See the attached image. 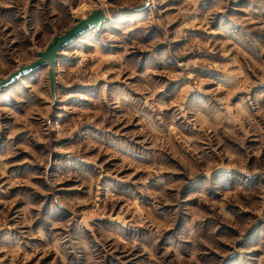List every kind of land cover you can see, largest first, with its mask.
<instances>
[{
  "label": "rangeland",
  "instance_id": "374dc122",
  "mask_svg": "<svg viewBox=\"0 0 264 264\" xmlns=\"http://www.w3.org/2000/svg\"><path fill=\"white\" fill-rule=\"evenodd\" d=\"M97 8L0 92V264H264V0H0V80Z\"/></svg>",
  "mask_w": 264,
  "mask_h": 264
},
{
  "label": "water",
  "instance_id": "95a60500",
  "mask_svg": "<svg viewBox=\"0 0 264 264\" xmlns=\"http://www.w3.org/2000/svg\"><path fill=\"white\" fill-rule=\"evenodd\" d=\"M108 15L105 9L97 8L94 9L86 17H80L76 23L60 35L54 36L53 40L47 45L45 50L37 52V59L27 65L20 66L17 70L13 71L9 76L0 80V92L4 88L8 87L17 79L34 72L40 68L48 67V75L50 80V87L53 96H56V62L57 57L61 49L67 46L84 32L92 29L93 27L107 22Z\"/></svg>",
  "mask_w": 264,
  "mask_h": 264
},
{
  "label": "bare ground",
  "instance_id": "6f19581e",
  "mask_svg": "<svg viewBox=\"0 0 264 264\" xmlns=\"http://www.w3.org/2000/svg\"><path fill=\"white\" fill-rule=\"evenodd\" d=\"M106 23H107V22L102 23V24H100V25H97V26L93 27L92 29H90V30L84 32V33H83L81 36H79L76 40H74L73 42H71V43L68 44L67 46L63 47V49H61V51H60L59 54H58L57 62H56V68H55V69H56V75H57V64H58V59L60 58V53H61L63 50H65V49L71 47V45H73L78 39H80L81 37H83L85 34L91 32V31H94V30H101V29H103V28L105 27L104 25H105ZM57 78H58V77H57ZM56 96H57V94H56Z\"/></svg>",
  "mask_w": 264,
  "mask_h": 264
},
{
  "label": "built area",
  "instance_id": "2783aa9c",
  "mask_svg": "<svg viewBox=\"0 0 264 264\" xmlns=\"http://www.w3.org/2000/svg\"><path fill=\"white\" fill-rule=\"evenodd\" d=\"M99 78L96 75L88 76V81L92 82L94 85H96L99 81ZM101 89L106 90L108 89V83H102L100 84Z\"/></svg>",
  "mask_w": 264,
  "mask_h": 264
},
{
  "label": "crops",
  "instance_id": "0c3cea01",
  "mask_svg": "<svg viewBox=\"0 0 264 264\" xmlns=\"http://www.w3.org/2000/svg\"><path fill=\"white\" fill-rule=\"evenodd\" d=\"M107 27H108V23H106V28H107ZM72 46H73V45H72ZM67 49H68V48H67ZM67 49H66V50H67ZM64 51H65V50H63V51L60 53V58L58 59L57 69H58L59 65H61V63H60V62H61L60 60H61V58H62V57H61V54H62Z\"/></svg>",
  "mask_w": 264,
  "mask_h": 264
}]
</instances>
